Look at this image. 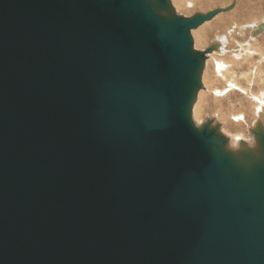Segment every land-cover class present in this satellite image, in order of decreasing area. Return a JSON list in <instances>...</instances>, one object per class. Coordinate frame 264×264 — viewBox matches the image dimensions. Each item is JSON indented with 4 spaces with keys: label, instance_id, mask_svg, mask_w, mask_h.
I'll list each match as a JSON object with an SVG mask.
<instances>
[{
    "label": "water",
    "instance_id": "obj_1",
    "mask_svg": "<svg viewBox=\"0 0 264 264\" xmlns=\"http://www.w3.org/2000/svg\"><path fill=\"white\" fill-rule=\"evenodd\" d=\"M231 9L0 0V264H264V130L192 117Z\"/></svg>",
    "mask_w": 264,
    "mask_h": 264
},
{
    "label": "rangeland",
    "instance_id": "obj_2",
    "mask_svg": "<svg viewBox=\"0 0 264 264\" xmlns=\"http://www.w3.org/2000/svg\"><path fill=\"white\" fill-rule=\"evenodd\" d=\"M171 1L176 13L184 18L232 7L200 26L223 23L217 33L201 34L206 35L205 45H201L203 42H199L196 34L200 27L192 33L197 51L212 50L205 55L202 86L198 92L199 118L192 117L198 128L208 121L213 127L218 126L219 134L227 138L226 148L233 153L242 149L259 150L257 133L264 130V108L259 112L257 109H244L243 97L249 92L253 96L264 90V30L258 32V27L264 25V0ZM221 64L225 65L223 72H219L218 65ZM219 73L225 74V80ZM229 84L235 86L232 91ZM219 96L221 98L218 99Z\"/></svg>",
    "mask_w": 264,
    "mask_h": 264
},
{
    "label": "bare ground",
    "instance_id": "obj_3",
    "mask_svg": "<svg viewBox=\"0 0 264 264\" xmlns=\"http://www.w3.org/2000/svg\"><path fill=\"white\" fill-rule=\"evenodd\" d=\"M205 27H207L208 29H203ZM205 27H200L201 29H199V30L197 29L198 31L196 33L199 36V42L200 41L203 42V43L200 42L201 45L202 44L205 45V40H207L206 35H201V34H205V32H209V34L217 33L220 29H222L223 23L221 21H219L216 25L210 24L209 26H205ZM215 28H217V29H215ZM218 68H219V72H223V70H225V65L224 64L218 65ZM203 70H204V68H203ZM219 75L221 76V78L223 80H225V74L219 73ZM257 85H259V83ZM229 86L231 87V91L235 87L233 84H229ZM250 93L251 92H249L246 96L243 97V100L246 103V105L244 104V109H249L251 111L254 109H257L259 112L261 109L264 108V90L257 93V95L254 94L253 96H251ZM252 93H254V92H252ZM217 98L219 99V98H221V96H219ZM198 100H199V96L197 94V97L193 103V109H192V112H193V115L195 118H199V114H200V111L198 110V106H197ZM217 102H218V100H217ZM232 107L236 108L237 106L232 105ZM227 111H228V109H227ZM257 116H260V113H258Z\"/></svg>",
    "mask_w": 264,
    "mask_h": 264
}]
</instances>
